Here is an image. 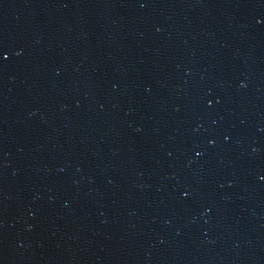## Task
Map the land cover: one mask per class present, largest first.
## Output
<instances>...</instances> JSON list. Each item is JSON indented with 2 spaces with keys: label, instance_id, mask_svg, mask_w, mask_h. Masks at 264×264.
I'll return each instance as SVG.
<instances>
[{
  "label": "water",
  "instance_id": "95a60500",
  "mask_svg": "<svg viewBox=\"0 0 264 264\" xmlns=\"http://www.w3.org/2000/svg\"><path fill=\"white\" fill-rule=\"evenodd\" d=\"M0 264H264V0H0Z\"/></svg>",
  "mask_w": 264,
  "mask_h": 264
}]
</instances>
